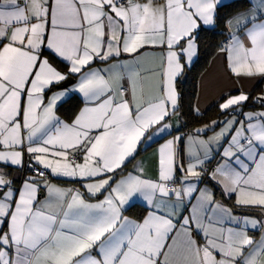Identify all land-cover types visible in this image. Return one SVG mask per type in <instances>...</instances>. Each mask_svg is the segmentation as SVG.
<instances>
[{"label": "snow or ice", "instance_id": "obj_1", "mask_svg": "<svg viewBox=\"0 0 264 264\" xmlns=\"http://www.w3.org/2000/svg\"><path fill=\"white\" fill-rule=\"evenodd\" d=\"M249 4L225 21L224 0H0V264H264V94L230 95V119L163 143L155 178L126 171L186 126L169 121L206 28L228 29L232 74L264 77V0ZM77 96L65 123L57 111ZM250 100L261 110L245 112ZM138 204L146 215H124Z\"/></svg>", "mask_w": 264, "mask_h": 264}, {"label": "crops", "instance_id": "obj_2", "mask_svg": "<svg viewBox=\"0 0 264 264\" xmlns=\"http://www.w3.org/2000/svg\"><path fill=\"white\" fill-rule=\"evenodd\" d=\"M229 1H232V0H224V3L229 2ZM250 7H248L246 10H243L241 12L247 11ZM235 15H233L232 17H234ZM56 59L61 62V60L58 59L57 57ZM120 59H131V56H129L128 54H125ZM227 64H228V61L226 58V54H222L220 50H218L213 55V57L210 59L207 67L205 68V70L202 72V74L200 75L198 79V89H197V95L195 98V105H194L195 110L197 112H203L210 105H212L214 102H216L223 96L224 98L220 102V104L223 103L224 100L228 98V96L240 94V91H243L248 94L258 85L261 86L260 87L261 90L259 93H257V96L264 94V77L256 76V77L237 78L234 74H232L227 69ZM106 66L107 65H104V64H93V67H106ZM58 67L60 68L61 71H66V67H60V66ZM72 79L74 81L76 78L73 77ZM58 90L60 89H57V88L52 89L53 92L58 91ZM48 95H51V93H48ZM77 98L80 100V104L77 106L75 112H72L70 109H67V108L59 109L57 111V116L65 123H71V121L75 118V115L78 114L80 109L84 106L81 97L77 96ZM258 108L260 109V107H245L244 110L258 109ZM177 117H179L178 113L171 118L169 123L174 124V125L177 123L180 124V119L178 120ZM193 133H189V134H193ZM180 134L181 133L179 132L173 131L171 135H164L163 139L159 140L158 142L151 143L150 146L147 144L141 145L138 151V155H136L135 159L131 161L130 165L128 166L127 171H131L134 167H136L137 165H140L143 169V172L146 174L147 177L155 178L157 176V154H158L159 147L163 143H165L167 140L172 139L173 136H177ZM187 150L188 149L186 146L185 156L187 155ZM77 162H82V157L79 158ZM8 171L12 173H16L19 171V169L12 168V169H8ZM48 182L50 184H53V185H56L62 188H78L82 192L85 191V189L81 186V182L75 179L56 178V177L49 175ZM19 183H20V176L17 177V184ZM85 198L87 199L88 197L86 196ZM40 199H44V197H40ZM215 199L217 201H221L220 199H217V198ZM235 199H236L235 196H233L234 202H235ZM89 202H95V199H91ZM224 204L225 206L230 207L226 203ZM138 205L146 208V205L144 204H138ZM252 208H256L259 211H254V212L242 211V212L254 213L256 215L260 213L259 208L257 207H252ZM240 213L241 212H236L237 215H239ZM124 215L128 216L131 219H136L134 218L132 214L128 213L127 211L124 212ZM143 215H146V212ZM249 235H253V233L249 232ZM255 238L259 239V233L255 234Z\"/></svg>", "mask_w": 264, "mask_h": 264}, {"label": "trees", "instance_id": "obj_3", "mask_svg": "<svg viewBox=\"0 0 264 264\" xmlns=\"http://www.w3.org/2000/svg\"><path fill=\"white\" fill-rule=\"evenodd\" d=\"M248 7H250L249 0H232L229 2H225L224 6L222 8H219L218 11L220 15L223 17V19L226 21L229 18H231L233 15L246 10ZM228 31L225 27V24L223 22H218L215 28L208 27L206 30L202 31L200 33V38L198 41V57L195 59V61L191 64L190 67L185 68L184 75L179 78L177 83V91L180 94L179 99V111L177 112L180 119L181 125H186L180 128L179 133H193L195 128L202 124L210 123L211 121L215 120H221L226 118L228 116L227 113H224L220 110L219 104L223 100L224 96L221 97L219 100L214 102L212 105H210L206 110L203 112H197L195 110V98L197 95V89H198V79L202 72L207 67L210 59L213 57V55L221 49L222 40L225 37H228ZM47 56L49 54L45 52ZM50 60L60 66L65 67V65L58 61L56 57L49 56ZM260 85L256 86L250 94L251 97L255 98L257 97V93L260 92ZM80 104V100L75 97L68 103H65L61 108L59 109H70L72 112H75L77 106ZM246 107H260L259 104L252 105L251 100L247 103ZM245 108V107H244ZM211 131V130H210ZM131 163V162H130ZM130 163L127 164V169ZM211 187V185H209ZM215 192V198L220 199L221 201H224L227 205L230 207L235 204L233 201V197L231 199H226L221 192L218 189H213ZM146 208L143 206H137L129 209L127 212L132 214L134 218H138L142 216L146 210ZM254 212L259 211L256 208H242L239 209L237 212Z\"/></svg>", "mask_w": 264, "mask_h": 264}, {"label": "rangeland", "instance_id": "obj_4", "mask_svg": "<svg viewBox=\"0 0 264 264\" xmlns=\"http://www.w3.org/2000/svg\"><path fill=\"white\" fill-rule=\"evenodd\" d=\"M261 109H247V110H244V111H246V112H255V111H260ZM231 118V116L230 115H228L226 118H224V119H222V120H225V119H230ZM213 121H215V120H213ZM213 121H211L210 123H205V124H202V125H199V126H197L196 128H195V130L196 129H201V128H204L205 126H208V125H210ZM194 130V131H195ZM219 130H220V126H217L216 128H215V130L214 131H208L206 134H203L202 136H200L199 138L200 139H208L209 137H212V136H214L217 132H219ZM217 159H219V157H217ZM185 162H187V161H185ZM213 163H214V166H215V161H213ZM213 166V167H214Z\"/></svg>", "mask_w": 264, "mask_h": 264}, {"label": "built area", "instance_id": "obj_5", "mask_svg": "<svg viewBox=\"0 0 264 264\" xmlns=\"http://www.w3.org/2000/svg\"><path fill=\"white\" fill-rule=\"evenodd\" d=\"M228 41V37H225L223 40H222V44H225L226 42ZM25 159L27 160V157H25ZM214 166V163H212L211 165H208L209 168H212ZM20 171V170H19ZM33 175V172L28 170V171H24L21 175H20V182L23 181V179L27 176H32ZM48 179H49V176H48Z\"/></svg>", "mask_w": 264, "mask_h": 264}]
</instances>
